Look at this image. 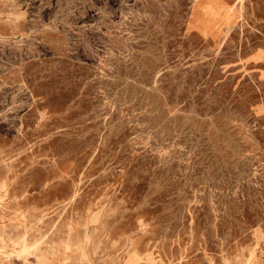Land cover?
I'll list each match as a JSON object with an SVG mask.
<instances>
[{"label": "rangeland", "instance_id": "rangeland-1", "mask_svg": "<svg viewBox=\"0 0 264 264\" xmlns=\"http://www.w3.org/2000/svg\"><path fill=\"white\" fill-rule=\"evenodd\" d=\"M0 264H264V0H0Z\"/></svg>", "mask_w": 264, "mask_h": 264}]
</instances>
